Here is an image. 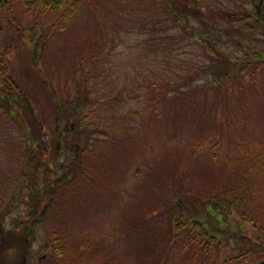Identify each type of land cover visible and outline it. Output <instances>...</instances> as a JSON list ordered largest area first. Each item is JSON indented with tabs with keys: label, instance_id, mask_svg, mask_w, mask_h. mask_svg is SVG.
Masks as SVG:
<instances>
[{
	"label": "rangeland",
	"instance_id": "1",
	"mask_svg": "<svg viewBox=\"0 0 264 264\" xmlns=\"http://www.w3.org/2000/svg\"><path fill=\"white\" fill-rule=\"evenodd\" d=\"M157 5L87 0L66 19L15 1L0 19V78L26 80L20 33L33 26L49 120L62 104L33 140L0 102L2 264H264V39L197 21L210 50Z\"/></svg>",
	"mask_w": 264,
	"mask_h": 264
},
{
	"label": "trees",
	"instance_id": "2",
	"mask_svg": "<svg viewBox=\"0 0 264 264\" xmlns=\"http://www.w3.org/2000/svg\"><path fill=\"white\" fill-rule=\"evenodd\" d=\"M3 1V2H2ZM20 2L23 7L27 11L31 10H39L42 12L47 11H59L60 15L64 18L71 17L75 11L80 7V5L87 0H0V19L4 17L7 21V17L9 14L7 13L9 9V5L13 2ZM137 0H131V2H136ZM151 2L152 0H146ZM158 5L164 9L166 14L171 18L180 28H182L185 32H189L190 35L199 37L205 42L210 50L218 51L217 42L212 40L211 38L199 33L200 27L195 22H200L205 28L220 30L229 35L234 33H239L242 36H255L256 32L261 34V38L264 39V12L261 15L253 12H243L238 13L237 11L230 10L228 8L214 5L203 0H153ZM264 3V0L262 1ZM3 20V19H2ZM30 32L20 33L22 48L26 52V58L24 59V65L26 66V70L22 72L26 73V80L24 79V75H20L17 78H13V82L8 81L7 79L0 78V102L4 104L5 110L9 112L10 115L16 119L19 124L27 129L30 133L33 140L37 138L38 129H42L40 127V120L42 115L45 116L44 121L47 123L45 130H48L49 127L56 128L60 119V113L62 111V104L58 103L55 107L56 112L54 117L49 120L50 112L48 109V104H50V99L52 96H48V99L41 100L42 92L45 88L49 90L50 84L47 78L45 77L42 67H41V56H40V47L42 45V37L35 36L33 33V26L30 27ZM45 39V38H44ZM10 45L8 44L5 47L4 51L0 53V68H5V52L8 51ZM264 56L262 52H256L257 56ZM216 57L220 60H226L227 63L233 64L236 63V60L232 59L226 54H220L219 52L215 54ZM2 57V58H1ZM261 57V56H260ZM216 62V60H214ZM243 65L240 64L239 67ZM242 68V67H241ZM6 72V70H5ZM35 72L36 83L30 80L33 77V73ZM37 77V78H36ZM15 81V82H14ZM44 88V89H42ZM56 102V99H52ZM51 100V101H52ZM49 102V103H48ZM14 104V105H13ZM12 105L14 107V112L11 109ZM36 121V122H35ZM38 121V122H37ZM46 135V132H43V135ZM32 140V143L34 141ZM28 164V163H27ZM28 169H32L30 165L27 166ZM35 172H29L28 178H31ZM65 178H68L65 177ZM36 182V181H35ZM34 182V183H35ZM33 184L28 183V187L33 189ZM52 183V182H51ZM63 185L62 179L55 181L54 184ZM55 186V185H54ZM231 190V189H230ZM35 197V200L38 198V191L36 188L31 190ZM56 192V189L54 193ZM30 195V194H29ZM29 197V196H28ZM216 200H218V196H214ZM221 200H225V196H220ZM220 199V198H219ZM29 200V198H28ZM30 201V200H29ZM28 201V203H29ZM15 200L11 199L12 203ZM37 203V201H36ZM40 202L37 203L36 208H34V212L26 217L25 220L18 221V224L24 222V226L21 231L25 232L28 235L31 228H34L36 223L39 221L38 218L41 211L44 209V206L39 205ZM30 207V205L28 204ZM264 229V228H263ZM8 230V229H7ZM6 230V232H7ZM10 231V230H9ZM264 234V233H263ZM256 235V234H255ZM259 238H262V235H258ZM260 245V244H259ZM253 247V246H252ZM248 250V249H247ZM246 252V251H245ZM244 252V253H245ZM253 253V252H250ZM0 264L1 261H0Z\"/></svg>",
	"mask_w": 264,
	"mask_h": 264
},
{
	"label": "flooded vegetation",
	"instance_id": "3",
	"mask_svg": "<svg viewBox=\"0 0 264 264\" xmlns=\"http://www.w3.org/2000/svg\"><path fill=\"white\" fill-rule=\"evenodd\" d=\"M1 258V257H0Z\"/></svg>",
	"mask_w": 264,
	"mask_h": 264
}]
</instances>
